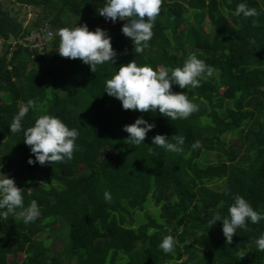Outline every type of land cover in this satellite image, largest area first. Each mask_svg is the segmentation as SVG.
I'll use <instances>...</instances> for the list:
<instances>
[{
    "label": "trees",
    "instance_id": "obj_1",
    "mask_svg": "<svg viewBox=\"0 0 264 264\" xmlns=\"http://www.w3.org/2000/svg\"><path fill=\"white\" fill-rule=\"evenodd\" d=\"M13 1L35 8L39 17L25 26L0 3V167L24 189L25 205L38 202L41 215L28 224L11 213L0 218V264H264L255 244L264 219L237 229L231 244L222 221L207 226L208 210L226 217L234 194L264 212V0H246L258 11L246 18L234 12L241 0H162L148 47L137 54L122 33L127 18L112 23L99 15L105 0ZM84 23L107 30L114 65L105 62L93 72L80 58L59 54L58 30ZM46 25L55 36L44 53L14 44ZM193 52L213 73L195 88L173 85L199 105L187 118L125 110L104 92L106 79L133 59L156 70L182 66ZM29 100L39 110L30 109L22 130L11 132ZM43 114L78 129L71 160L29 164L34 154L23 129ZM140 116L155 127L144 144L133 145L123 126ZM158 133L182 135L183 151L153 145ZM49 232L64 243L63 251L41 237ZM167 234L177 244L166 254L158 244Z\"/></svg>",
    "mask_w": 264,
    "mask_h": 264
},
{
    "label": "clouds",
    "instance_id": "obj_2",
    "mask_svg": "<svg viewBox=\"0 0 264 264\" xmlns=\"http://www.w3.org/2000/svg\"><path fill=\"white\" fill-rule=\"evenodd\" d=\"M162 0H105L104 6L98 8V13L112 23L117 18L126 20L122 26V33L131 38L134 52L140 53L146 47L153 36V28L157 16L161 11ZM235 15L243 17L258 14L255 7H249L246 0H241L234 10ZM146 17V19H145ZM50 27V26H49ZM53 32V31H52ZM54 34V33H53ZM58 52L62 57L80 58L85 64L90 65L95 72L96 66L110 62L115 64L116 51L111 43V36L106 29L97 27L89 30L87 23L75 24L71 27H63L58 30ZM213 68L193 52L184 60L182 66L157 67L139 64L135 59L122 64L110 78L105 81V91L108 95L119 99L125 110H139L141 112L159 111L171 120L187 118L193 112L199 110V105L189 98L187 92L173 91V85L181 89L198 87L200 78L206 74L211 76ZM30 109L39 110L34 101L29 100L20 109L10 125L11 132L22 130L21 118ZM155 127L143 116L136 118L134 123L123 126V131L129 136L126 138L133 145L144 144L146 134ZM24 143L30 146L31 153L29 164L45 165L48 162H61L71 160L74 151L78 148L76 140L79 131L69 126L55 115H39L32 126L23 129ZM153 145L171 152H182L185 138L179 133L167 138L164 134H156L152 138ZM199 141L192 144V148H198ZM151 151V148H150ZM22 188L18 187L14 178L0 173V218L7 219L9 214H14L23 223L34 222L40 215L38 202L33 199L25 205ZM227 191V190H226ZM105 200L111 199V193H104ZM233 203L228 206L226 217H222L219 211L208 210V228L222 221V232L226 238V244H231L237 229H247L248 222L258 224L264 219V212L255 210L248 200L240 194H234ZM223 201L221 202V206ZM177 241L172 234L164 235L158 247L164 253H173ZM255 244L260 251H264V232L255 238Z\"/></svg>",
    "mask_w": 264,
    "mask_h": 264
},
{
    "label": "rangeland",
    "instance_id": "obj_3",
    "mask_svg": "<svg viewBox=\"0 0 264 264\" xmlns=\"http://www.w3.org/2000/svg\"><path fill=\"white\" fill-rule=\"evenodd\" d=\"M0 3L4 6V8L9 11L12 15H15L17 17H19L21 20L24 21L25 26H32L34 24V22L38 19V14L39 12L30 6H22L19 4L14 3L13 0H0ZM42 22V21H40ZM96 28L92 29L95 30ZM55 36V34H54ZM53 36V37H54ZM2 48H3V41L0 40V53L2 52ZM48 103V101H47ZM228 140L231 139V135H229L227 137ZM211 161L215 162L216 161V157L215 156H211ZM0 173L2 174H6L8 175L10 178H14L12 174H8L4 169H2L0 167ZM148 210L154 214H156V209L154 206L151 205L150 208H148ZM64 225V224H63ZM55 230H58V224H56L54 226ZM61 237L65 240V235H68V227L67 226H63L61 232ZM41 237L43 239H48L50 238V243L52 242V246L55 248V250L57 251H63L64 249V243L59 240L58 238H56L52 233H45L43 235H41ZM10 262H14V257H10Z\"/></svg>",
    "mask_w": 264,
    "mask_h": 264
},
{
    "label": "built area",
    "instance_id": "obj_4",
    "mask_svg": "<svg viewBox=\"0 0 264 264\" xmlns=\"http://www.w3.org/2000/svg\"><path fill=\"white\" fill-rule=\"evenodd\" d=\"M54 34L49 26H44L38 31L32 32L22 40L15 41L14 44H21L31 50H37L39 53H44L47 46L52 42Z\"/></svg>",
    "mask_w": 264,
    "mask_h": 264
}]
</instances>
